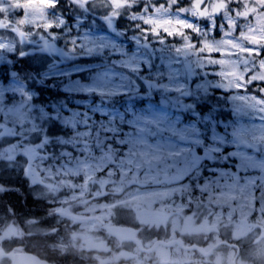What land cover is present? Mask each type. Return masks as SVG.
<instances>
[{"label": "rangeland", "instance_id": "1", "mask_svg": "<svg viewBox=\"0 0 264 264\" xmlns=\"http://www.w3.org/2000/svg\"><path fill=\"white\" fill-rule=\"evenodd\" d=\"M100 1L106 9L108 0ZM169 2L145 6L151 11L142 15L155 22L149 31L159 25L154 39H166L167 29L175 37L168 41L173 55L223 89L221 99L249 118L250 130L237 141L243 147L233 148L229 155L235 159L227 164L212 157L222 166L208 173L200 159L176 163L170 152L180 156L178 150L140 155L137 149L129 156L107 145L96 151L75 130L56 138L68 147L53 151L44 147L53 138L32 111L34 94L25 88L0 97V173L25 176L52 212L21 226L0 211V264H10V251L21 246L53 264H264V0H191L178 7ZM60 14L51 0H0V44L23 45ZM81 199L82 207L74 209L70 202ZM124 214L134 222L125 225L136 229L146 247L158 237L140 236L144 227L160 229L164 240L197 238L206 249L220 240L221 230L228 231L229 241L241 247L236 262L235 248L225 244L209 255L176 244L139 250L100 226L119 224ZM188 225L207 231L194 236Z\"/></svg>", "mask_w": 264, "mask_h": 264}, {"label": "snow or ice", "instance_id": "2", "mask_svg": "<svg viewBox=\"0 0 264 264\" xmlns=\"http://www.w3.org/2000/svg\"><path fill=\"white\" fill-rule=\"evenodd\" d=\"M51 6L62 11L42 35L0 44V97L25 88L34 94L32 111L53 138L44 147H68L56 138L75 130L96 151L107 145L129 156L137 149L140 155L178 150L180 156L170 152L176 163L200 159L204 173L222 166L214 156L224 164L235 159L229 153L243 147L237 141L250 130L249 118L173 55L168 41L175 37L167 29L166 39H154L159 25L149 31L155 22L142 15L151 11L145 0H108L111 10L103 13L93 0H51Z\"/></svg>", "mask_w": 264, "mask_h": 264}, {"label": "trees", "instance_id": "3", "mask_svg": "<svg viewBox=\"0 0 264 264\" xmlns=\"http://www.w3.org/2000/svg\"><path fill=\"white\" fill-rule=\"evenodd\" d=\"M175 2V7H178L180 4H188L191 0H172ZM141 0H132L133 4H140ZM161 3H171L169 0H145L146 5H157ZM93 6L95 9H98L101 13L103 9H105V3L100 0H94ZM61 11L62 9L59 8ZM109 8H106L104 11H108ZM230 116V115H228ZM0 183H3L5 187L0 189V211L4 213L7 218H10L14 221H17L21 226L24 225L26 222L34 225V223L30 222L29 219L36 220L40 217L42 213H52L49 210V204L46 202V198L41 196L39 193L32 191V185L29 183L27 178L23 175L21 176H14V175H7L0 173ZM86 199H81L79 201H73V208H81L83 201ZM125 217H130L128 214H124L120 220L123 224H133L134 222H128ZM145 229V230H144ZM142 230V234L140 232V236L142 235L143 238H150V237H158L164 238L163 234L160 233V229L151 230L150 228H145ZM140 231V229H139ZM146 236V237H145ZM220 236L223 239H228V231H221ZM185 240V239H184ZM186 241H189L186 239ZM200 243L197 238H193L191 241ZM25 246H21L15 250L24 249Z\"/></svg>", "mask_w": 264, "mask_h": 264}, {"label": "water", "instance_id": "4", "mask_svg": "<svg viewBox=\"0 0 264 264\" xmlns=\"http://www.w3.org/2000/svg\"><path fill=\"white\" fill-rule=\"evenodd\" d=\"M105 228L112 234H115L122 239H133L140 244V242L134 237V230L130 227H123V226H116V225H105ZM174 240L170 241L169 243H173ZM179 244L181 243L178 241ZM157 242L154 243V246ZM11 264H49L47 261L40 259L34 254L26 253V252H16L12 256V263Z\"/></svg>", "mask_w": 264, "mask_h": 264}]
</instances>
